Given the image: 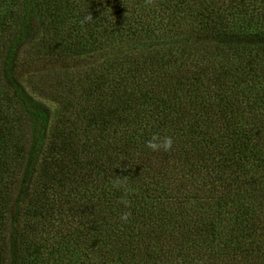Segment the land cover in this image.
I'll list each match as a JSON object with an SVG mask.
<instances>
[{
    "label": "trees",
    "instance_id": "trees-1",
    "mask_svg": "<svg viewBox=\"0 0 264 264\" xmlns=\"http://www.w3.org/2000/svg\"><path fill=\"white\" fill-rule=\"evenodd\" d=\"M0 264H264V0H0Z\"/></svg>",
    "mask_w": 264,
    "mask_h": 264
},
{
    "label": "clouds",
    "instance_id": "clouds-1",
    "mask_svg": "<svg viewBox=\"0 0 264 264\" xmlns=\"http://www.w3.org/2000/svg\"><path fill=\"white\" fill-rule=\"evenodd\" d=\"M153 0H146V4H151ZM93 17L91 14L87 15L81 23L91 22ZM174 140L171 136H160L153 135L152 138L147 142L146 147L150 149L152 152H170L173 150ZM112 186L116 189H123L125 193H129L134 191L130 186L127 185L126 179H116L112 181ZM121 203L125 205V207L130 206V202L127 199H122ZM131 217V212H124L121 214L120 219L122 222L127 223Z\"/></svg>",
    "mask_w": 264,
    "mask_h": 264
}]
</instances>
